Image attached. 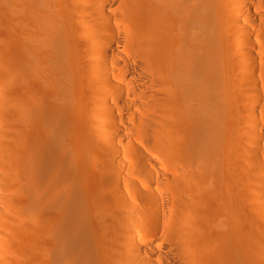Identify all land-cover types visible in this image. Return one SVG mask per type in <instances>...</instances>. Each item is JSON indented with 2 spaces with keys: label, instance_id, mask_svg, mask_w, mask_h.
Returning a JSON list of instances; mask_svg holds the SVG:
<instances>
[{
  "label": "bare ground",
  "instance_id": "bare-ground-1",
  "mask_svg": "<svg viewBox=\"0 0 264 264\" xmlns=\"http://www.w3.org/2000/svg\"><path fill=\"white\" fill-rule=\"evenodd\" d=\"M236 138L264 0H0V264H264Z\"/></svg>",
  "mask_w": 264,
  "mask_h": 264
},
{
  "label": "rangeland",
  "instance_id": "rangeland-1",
  "mask_svg": "<svg viewBox=\"0 0 264 264\" xmlns=\"http://www.w3.org/2000/svg\"><path fill=\"white\" fill-rule=\"evenodd\" d=\"M256 144H257L256 141H253V144H252V142L241 141L239 138H236L231 143V146H233L235 148H238V150H240L241 152H243V151H245L246 153L248 152L252 156L255 155L254 152H256V153H258L260 155V159H257V158L254 159L255 161H253V162H257L255 164H253V162L252 163L248 162V161L245 162V160H243L244 157L242 156L243 153H242V155H239V156L237 155L235 157L236 158L238 157L239 159L241 158L240 159L241 162L243 161L244 164L243 163L241 164V168H242V172H244L245 176L247 174L246 171L250 172L251 170H252L251 172L254 173V174L253 173L252 174L254 176H256L254 178L255 179V184H256L255 188H259V189H256L255 193H254L255 194V206H256V203H258L257 206H256V209H258L256 225H257V228H258V236H260V238H261L260 240H262V239L264 240V233H263V231H264V215H263L264 214V206H263L264 205V188H263L264 187V179L262 177V173L264 172V146L262 144L261 145H259V144L256 145ZM230 152H232V151H230ZM256 160H258V161H256ZM243 168H245V169L248 168V169L247 170H243ZM260 185H262V186H260ZM260 187H261V189H260ZM258 190H260L259 193H258ZM259 209L261 211H259ZM259 219H261V221H259ZM262 227H263V229L261 230ZM258 238H256V241H255L256 251H258L259 259L264 263V252H262L259 249V240H258Z\"/></svg>",
  "mask_w": 264,
  "mask_h": 264
}]
</instances>
